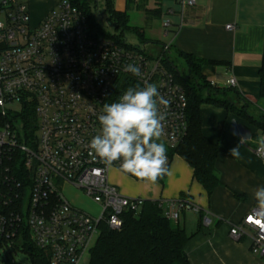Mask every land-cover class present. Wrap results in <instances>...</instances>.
<instances>
[{
	"label": "built area",
	"instance_id": "built-area-1",
	"mask_svg": "<svg viewBox=\"0 0 264 264\" xmlns=\"http://www.w3.org/2000/svg\"><path fill=\"white\" fill-rule=\"evenodd\" d=\"M176 2L183 24L185 10L197 0ZM162 28L169 38L171 22L163 21ZM128 64L138 66L142 75L126 72ZM121 78L127 88L157 86L167 101L160 105L161 139L167 147H177L187 134L188 101L162 58L150 57L145 46L126 48L95 36L86 16L69 0H61L37 27L31 26L28 0H0V260L16 251V238L27 230L49 264H80L103 225L120 231L125 214L142 210L145 200L122 195L110 182L112 168L125 173L120 161L106 167L89 147L101 131L103 104L124 93L121 85L115 92ZM235 86L231 78L228 87ZM17 104L19 110L14 109ZM26 107H33L37 121L35 136L28 139L19 120ZM254 152L264 165V135ZM67 186L81 191L99 214L74 206L66 197ZM156 203L175 224L188 211L201 213L185 198ZM204 224H210L208 218ZM228 236L236 243L250 241L251 264H264L263 210L255 208L230 224Z\"/></svg>",
	"mask_w": 264,
	"mask_h": 264
},
{
	"label": "crops",
	"instance_id": "crops-1",
	"mask_svg": "<svg viewBox=\"0 0 264 264\" xmlns=\"http://www.w3.org/2000/svg\"><path fill=\"white\" fill-rule=\"evenodd\" d=\"M60 1L28 0L34 14L33 27L39 26ZM127 1L121 12L128 9ZM171 1L172 6L165 11L158 3L161 16L163 13L166 16L164 21L171 22L170 37L163 36V43L169 42L176 50L201 60L225 63L206 65L203 74L213 86L220 88H229L228 81L235 78L234 90L247 103L249 115L260 121L264 117V99L259 92V70L264 57V0H197L194 7L185 10L183 24L179 4ZM228 25L234 29H226ZM201 114L204 137L220 147L216 171L221 185L212 196L207 195L194 179L191 166L177 154L170 157V174L156 182L115 168L110 170L109 179L129 198L153 202L185 198L201 209L199 214L184 213L180 220L187 234L188 215L192 214L193 219L195 216L198 223L201 219L202 223L199 232L197 228L188 234H196L187 249L190 264H251L250 241L235 244L228 232L230 224L238 223L255 208L261 209L254 191L264 186V165L254 149L264 129L214 105H202ZM235 147L239 157L230 156V149ZM68 200L76 206L73 199ZM204 218L209 219L208 226L204 225Z\"/></svg>",
	"mask_w": 264,
	"mask_h": 264
},
{
	"label": "trees",
	"instance_id": "trees-1",
	"mask_svg": "<svg viewBox=\"0 0 264 264\" xmlns=\"http://www.w3.org/2000/svg\"><path fill=\"white\" fill-rule=\"evenodd\" d=\"M69 1L86 16L92 34L112 39L126 48H137V46L129 45L124 37L107 33L101 21L96 20L95 16L90 13L91 3L89 1ZM91 1L95 2L96 0ZM104 1V10L100 14L104 21L120 31V35H124L129 30H135L129 26L127 10L116 11L113 0ZM127 6L129 7V0ZM155 12L157 17L161 15L160 9H156ZM136 34L143 43H151L142 31ZM161 58L164 68L173 75L175 82L184 90L188 101V129L185 138L174 149L167 147L164 142L162 143L166 146L169 157L177 154L191 166L194 179L204 187L210 197L221 185L216 171L220 147L206 139L202 133L201 106L209 104L220 107L227 113L238 115L263 129L264 117L260 121H255L247 111V103L242 100L234 88L213 86L203 74L204 66L225 63L198 59L176 50L173 44L169 45V49L164 52ZM178 61L184 63L183 70L177 66ZM259 79L260 98L264 99V57L259 70ZM120 85L122 91L120 93L125 92L127 89L125 78H121L115 87V92ZM241 101L242 105H240ZM19 120L23 126L24 138L35 136L37 121L33 107H26ZM17 177L19 180H23V176L17 174ZM123 219L124 226L120 231L110 230L105 225L101 227L100 237L90 251V264H190L187 249L196 234L188 235L184 225L180 222L173 226L163 216L156 202L145 201L139 213H127ZM201 228L200 219L198 232ZM15 249L25 252L33 264H49L48 256L33 244L30 232L27 230H24L16 238Z\"/></svg>",
	"mask_w": 264,
	"mask_h": 264
},
{
	"label": "clouds",
	"instance_id": "clouds-1",
	"mask_svg": "<svg viewBox=\"0 0 264 264\" xmlns=\"http://www.w3.org/2000/svg\"><path fill=\"white\" fill-rule=\"evenodd\" d=\"M124 70L136 77L142 75L134 64ZM166 103L155 84L127 88L116 102L103 104L98 117L101 131L91 139L90 149L106 167L120 161L123 172L142 180L156 182L170 174L167 148L158 142L164 119L160 105ZM230 156L239 157L238 147L230 149ZM254 198L264 209V186L254 191Z\"/></svg>",
	"mask_w": 264,
	"mask_h": 264
},
{
	"label": "rangeland",
	"instance_id": "rangeland-1",
	"mask_svg": "<svg viewBox=\"0 0 264 264\" xmlns=\"http://www.w3.org/2000/svg\"><path fill=\"white\" fill-rule=\"evenodd\" d=\"M91 3L90 13H92L96 20H100L104 30L117 37H124L129 45L137 46V47H146L148 54L150 57H163L164 55V45L163 43V28L162 22L166 18L165 14L157 17L156 9H159L158 3L162 4V9L165 11V8L172 6L171 0H129V7L127 10L129 14V26L134 28L135 30L126 31L125 34L120 35V31L116 30L110 23L103 20V17L100 16L104 10V0H96L92 2L91 0H87ZM114 9L116 11L121 12L123 8H125V0H113ZM125 10V11H126ZM123 12V11H122ZM31 16V26H33L34 14L32 9L30 10ZM142 31L147 39L150 40L151 43L145 44L143 43L137 36L136 33ZM169 43V42H168ZM177 66L179 69L183 70L184 63L182 61L177 62ZM21 106L17 104L14 109L19 110ZM160 142H164L160 137ZM66 197L70 200H74L77 204L76 206L84 211L92 214L98 215L99 209L95 206L90 200H88L81 191L75 189H65ZM192 214L187 216V229L188 234H193L197 231L198 221L197 219L192 218ZM204 223V222H203ZM173 226H176L175 223H172ZM205 225V224H204ZM236 244V242H234ZM229 247V245L227 246ZM228 249V248H226ZM91 256L90 252L86 253L80 264H90ZM0 264H33L31 259L28 257L25 252L22 250L14 251L8 254L7 259L2 257L0 260Z\"/></svg>",
	"mask_w": 264,
	"mask_h": 264
}]
</instances>
